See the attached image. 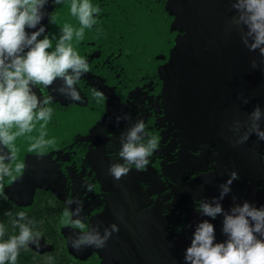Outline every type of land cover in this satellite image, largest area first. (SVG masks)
<instances>
[{
    "label": "water",
    "instance_id": "water-1",
    "mask_svg": "<svg viewBox=\"0 0 264 264\" xmlns=\"http://www.w3.org/2000/svg\"><path fill=\"white\" fill-rule=\"evenodd\" d=\"M70 2L50 25L48 51L55 49L65 24L79 27ZM90 2L101 12L97 24L85 30L84 40H73L74 50L90 68L76 87L83 99L93 98V88L106 99H90L99 112L88 121L92 122L86 133L69 138L75 143L71 150L61 146L47 153L56 155L52 161L57 175L44 184L68 188L69 196L77 199L98 195L104 224L109 212L119 211L123 222L114 217L120 226L110 241L122 248L123 258L128 259L130 251L134 264H185V251L203 220L214 225V243L226 239L221 232L223 214L214 220L202 215L194 197L213 203L232 171L239 179L220 201L225 212L244 200L256 207L264 191L257 178L261 141L253 135L244 145L233 147L230 141L244 129L235 136L229 131L234 119L246 120L257 104L264 129V96L258 87L264 82V65L252 69L253 59L260 63L258 52H249L238 30L229 26L236 15L232 0ZM61 86L63 81L57 80L51 89ZM126 113L132 119L117 124L115 117ZM138 119L161 138L160 149L145 171L133 169L115 182L107 169L121 162L113 158L120 148L118 138ZM105 139L110 146L102 142ZM85 182L94 185L93 192H86ZM150 182L156 183L151 190L146 188ZM163 182L172 188L168 201L154 189H162Z\"/></svg>",
    "mask_w": 264,
    "mask_h": 264
},
{
    "label": "clouds",
    "instance_id": "clouds-1",
    "mask_svg": "<svg viewBox=\"0 0 264 264\" xmlns=\"http://www.w3.org/2000/svg\"><path fill=\"white\" fill-rule=\"evenodd\" d=\"M48 2L49 0H0V181L5 176L13 181L23 176L26 163L17 162L15 141L18 137L37 130V124L39 134L35 137L28 135L27 151L36 156H44L46 149L56 144L55 139H45L53 112L48 105L54 98L52 95L38 97L33 87L42 85L49 89L55 81L62 80L63 86L54 88L53 91L72 102H83L76 85L90 68L86 58L74 50L73 40H84L85 30L92 29L97 24L101 9L93 6L90 0H71L70 12L78 20L79 27L65 24L61 28L55 49L48 51L52 48V40L45 35L44 25L30 35L26 31V28L36 29L40 25L47 14L42 10ZM63 2L64 0H54V4ZM232 8L236 15L229 21V26L238 30L241 42L249 52H258L260 63L253 59L251 67L254 70L260 68L264 65V0H232ZM42 35L44 38L38 39ZM92 97L97 102L106 99L103 92L95 88L92 89ZM243 103L247 104L248 99L245 98ZM261 116V107L257 104L247 114L246 120H233L229 131L234 136L240 133L242 127L244 129L242 134L230 141L233 147L244 145L253 135L258 141H264V129L259 123ZM115 119L119 124L122 119L131 120L132 117L126 113L123 117L117 115ZM118 139L120 148L113 158H118L121 162H114L107 169L108 175L115 182H119L133 169L145 171L151 162L150 158L160 149L161 138L150 134L143 119H138L126 131L121 132ZM4 149L7 154H4ZM261 159L264 161V156ZM238 179V173L232 171L227 181L220 185V196L213 198V203L193 198L196 210L202 215L214 220L223 214L221 232L226 239L224 242L214 243V225L203 220L198 224L191 245L185 251V264H264V205L255 207L244 200L242 205L234 204L225 212L220 203L231 192L233 181ZM85 184L86 192H93L94 185L89 182ZM2 188L3 184L0 183V189ZM235 200L236 197H233V201ZM73 202L78 204L74 213L67 207ZM65 204L61 224L80 231L78 238L68 236L69 245L77 252L88 247L102 250L113 233L119 232V227L111 224L101 235L99 225L89 230L81 219L73 220V215L79 217L83 211L82 199L71 195ZM6 214L12 215L11 212ZM117 218L123 222L122 216ZM26 220V213H16L13 227L18 228L19 233L7 240L2 239L5 227L0 224V264H17L21 248L39 243L40 234L32 230L34 222H22Z\"/></svg>",
    "mask_w": 264,
    "mask_h": 264
},
{
    "label": "flooded vegetation",
    "instance_id": "flooded-vegetation-1",
    "mask_svg": "<svg viewBox=\"0 0 264 264\" xmlns=\"http://www.w3.org/2000/svg\"><path fill=\"white\" fill-rule=\"evenodd\" d=\"M67 1L68 0H64L62 4H54V0H49L48 4H46L42 10L47 14L41 20L40 25H37L36 29L26 28L28 34L30 35L33 31L38 30L40 26L44 25L46 28L45 35H48L50 25L57 11L61 9ZM43 38V35L38 37V39ZM25 51H27V49H25ZM101 79L103 80V76ZM258 87L259 92L264 96V82L260 83ZM33 91L38 97H48L52 95L54 98L48 105L53 109V112L51 120L46 128L47 136L45 139H55L56 144L54 147L46 149V155L44 156H36L27 151L29 145L28 135L33 137L38 136V124L37 130L33 133L17 138L15 141L18 150L17 162L24 161L26 163V169L23 176L17 178L15 181L7 176L0 181V183L3 184V188L0 189V213L4 221L6 224L13 227V220L16 219V213L24 212L26 213L27 220L22 222H34L32 230L34 233H39L40 235L37 245L29 244L26 248L30 250L29 252L32 259L31 264H134V253H130L129 251L128 259L123 258L121 256L122 248L110 241V239L117 237V233H113L106 247L102 250L91 247L84 248L80 252L74 250L68 243V236L78 238L80 231L78 229H70L61 224L62 213L66 207L65 201L71 197L68 194L69 189H55L47 187L44 184L45 179H51L52 176L55 178L57 175L55 171L56 162L55 160L52 161L56 159V155L53 152L52 154L54 156L49 157L47 153L49 151L58 150L61 146H70L68 150H71L72 145L75 143L69 138L87 132L88 126L92 122L88 121L99 112L98 108L90 102V99L93 98H91V96L90 98H84L82 103L72 102L65 99L64 96H61L59 93L54 92L51 87L47 89L42 85L33 87ZM112 98L114 99V97ZM88 113L91 115H88ZM78 131H80V133H76ZM107 136H109V133ZM59 139L62 141V145L57 141ZM102 142L110 146L109 139L102 140ZM81 147V150H83V146ZM3 151L4 154H7L6 149ZM262 156H264V141H261L257 150V157L261 167V170L258 171L257 178L259 181H262V187L264 188V161L261 159ZM43 160H45V164H43ZM36 161L42 162V164ZM5 163H8V161H5ZM52 168L54 170L53 172L49 170L48 172L46 171L47 169L52 170ZM13 174L15 175V173ZM156 181H158V179H156ZM149 184L148 186L147 183L146 188L151 190L153 189V184L155 185L156 183L150 182ZM154 187V189L158 193H161L165 200L168 201V193L170 194L172 188L164 182L160 184L162 189L157 188V186ZM99 200L101 201V198L94 194L90 195L89 199H83V211L79 214V217L73 215L72 219H81L87 224L89 230L99 225L98 231L103 235L104 229L109 228L111 224H116L118 227L120 226V223L117 222L114 217L117 220L120 219L117 218L119 216L117 214L119 211L113 210L107 214L108 221L104 224L101 220L102 217L100 214L103 210L99 209ZM76 204L72 203L67 207L74 213L78 207ZM261 205H264V191L256 207H260ZM8 212H11L12 215H7L6 213Z\"/></svg>",
    "mask_w": 264,
    "mask_h": 264
},
{
    "label": "trees",
    "instance_id": "trees-1",
    "mask_svg": "<svg viewBox=\"0 0 264 264\" xmlns=\"http://www.w3.org/2000/svg\"><path fill=\"white\" fill-rule=\"evenodd\" d=\"M0 224H3L5 227V235L2 238L3 240H7L12 235H18L19 229L13 228L12 226L6 224L1 213H0ZM29 251L30 250L26 248L20 249L19 256L17 259V264H31L32 259H31V254Z\"/></svg>",
    "mask_w": 264,
    "mask_h": 264
},
{
    "label": "rangeland",
    "instance_id": "rangeland-1",
    "mask_svg": "<svg viewBox=\"0 0 264 264\" xmlns=\"http://www.w3.org/2000/svg\"><path fill=\"white\" fill-rule=\"evenodd\" d=\"M111 264H115V263H111Z\"/></svg>",
    "mask_w": 264,
    "mask_h": 264
}]
</instances>
